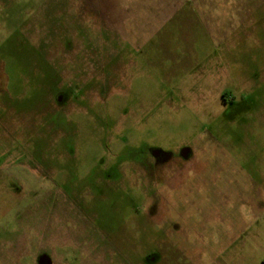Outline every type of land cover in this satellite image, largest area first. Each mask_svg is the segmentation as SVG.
Instances as JSON below:
<instances>
[{"label":"rangeland","instance_id":"1","mask_svg":"<svg viewBox=\"0 0 264 264\" xmlns=\"http://www.w3.org/2000/svg\"><path fill=\"white\" fill-rule=\"evenodd\" d=\"M41 255L264 264V0H0V264Z\"/></svg>","mask_w":264,"mask_h":264},{"label":"water","instance_id":"2","mask_svg":"<svg viewBox=\"0 0 264 264\" xmlns=\"http://www.w3.org/2000/svg\"><path fill=\"white\" fill-rule=\"evenodd\" d=\"M156 151L157 150H153L152 154L153 155L157 154L158 152H156ZM188 155H189V150L187 148H184V149L181 150V156L183 158H186ZM37 262H38V264H51L50 258L48 256H46V255L39 256Z\"/></svg>","mask_w":264,"mask_h":264},{"label":"flooded vegetation","instance_id":"3","mask_svg":"<svg viewBox=\"0 0 264 264\" xmlns=\"http://www.w3.org/2000/svg\"><path fill=\"white\" fill-rule=\"evenodd\" d=\"M151 152H153V150H152ZM154 152H155V151H154ZM156 152H158V151H156ZM154 156L156 157V158H155L156 160H158V159L161 160V159H162V154L159 153V152H158L157 154H155Z\"/></svg>","mask_w":264,"mask_h":264}]
</instances>
